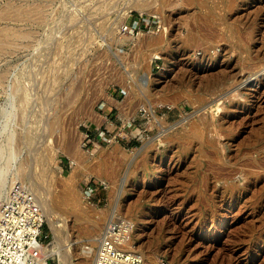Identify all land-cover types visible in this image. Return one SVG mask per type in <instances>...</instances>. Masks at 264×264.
Wrapping results in <instances>:
<instances>
[{"label": "rangeland", "instance_id": "1", "mask_svg": "<svg viewBox=\"0 0 264 264\" xmlns=\"http://www.w3.org/2000/svg\"><path fill=\"white\" fill-rule=\"evenodd\" d=\"M136 1L0 2V205L22 182L66 222L58 264H83L112 215L143 264H264V0ZM139 14L152 32L129 41Z\"/></svg>", "mask_w": 264, "mask_h": 264}, {"label": "built area", "instance_id": "2", "mask_svg": "<svg viewBox=\"0 0 264 264\" xmlns=\"http://www.w3.org/2000/svg\"><path fill=\"white\" fill-rule=\"evenodd\" d=\"M152 21L159 31L160 19ZM150 28L139 14L124 23L119 32L133 41L145 32H152ZM87 189L86 193L93 190L91 185ZM44 221L32 191L26 184L14 182L0 205V264H58V255L47 254L44 249L51 242L49 232L44 231ZM130 232L129 222L125 220L107 222L97 236L94 264H143V257L124 245L130 239Z\"/></svg>", "mask_w": 264, "mask_h": 264}, {"label": "bare ground", "instance_id": "3", "mask_svg": "<svg viewBox=\"0 0 264 264\" xmlns=\"http://www.w3.org/2000/svg\"><path fill=\"white\" fill-rule=\"evenodd\" d=\"M140 0H138V1H136L132 6H136V7H138V8H140V10L142 9V6L145 4V2L143 3V2H139ZM146 1H148V0H146ZM150 1H152V0H150ZM154 1H157V0H153L152 1V3H154ZM159 1V0H158ZM162 1V0H161ZM227 1V0H226ZM192 2V1H191ZM215 2V1H214ZM232 2V1H231ZM150 3V2H149ZM152 3H150V4H152ZM199 3V2H198ZM161 4H162V2H161ZM218 4V3H217ZM146 6V5H145ZM162 6V5H161ZM143 10V9H142ZM145 10V9H144ZM26 12V11H25ZM23 13V12H22ZM158 13V12H157ZM221 13V12H220ZM209 15H211V14H209ZM214 16V15H213ZM7 17V16H6ZM217 17V16H216ZM219 17V16H218ZM220 18V17H219ZM213 19H214V17H213ZM193 20V19H192ZM215 20V19H214ZM213 20V21H214ZM216 20H218V19H216ZM216 20H215V22H216ZM229 20V19H228ZM205 21V20H204ZM191 23V22H190ZM206 23V22H205ZM211 23V22H210ZM214 23V22H213ZM217 23V22H216ZM220 24H221V22H219ZM224 23V22H223ZM219 25V24H218ZM161 26H162V28L164 27L162 24H161ZM216 27V26H215ZM166 29V28H165ZM163 30L160 34H157V35H155V36H151V38L149 39V40H147V42H145V46H146V48L148 49V51H150V54H149V56H148V54H147V56L148 57H152V56H150L151 55V53H154L153 54V56L154 55H156L155 53H156V51H158V50H161V49H165L169 44H168V42H169V40H168V34H167V31L166 30ZM195 29V28H194ZM203 29V28H202ZM211 30V29H210ZM213 30V29H212ZM216 30V29H215ZM0 31H2V30H0ZM6 31V30H5ZM214 31V30H213ZM8 32V31H7ZM7 32L5 33V35H7ZM1 33V32H0ZM2 33H4V31L2 32ZM10 33V32H9ZM13 33V32H12ZM16 33V32H15ZM212 33V32H211ZM239 33V32H238ZM195 35V34H194ZM220 35V34H219ZM218 35V36H219ZM14 36V35H13ZM17 36V35H16ZM222 36V35H221ZM200 37V36H199ZM223 38V37H222ZM185 39V38H184ZM224 39V38H223ZM144 40V39H143ZM216 40V39H215ZM222 40V39H221ZM208 41V40H207ZM243 41H245V40H243ZM249 41V40H248ZM195 42V41H194ZM193 42V43H194ZM137 43H138V41H137ZM187 43V42H186ZM1 45V44H0ZM188 45V44H187ZM194 45V44H193ZM142 48V47H141ZM146 49V50H147ZM143 50V49H142ZM145 50V49H144ZM141 52V51H140ZM137 53V52H136ZM143 53V52H142ZM145 54V53H144ZM139 57V56H138ZM136 58V57H135ZM153 58V57H152ZM139 59V58H138ZM137 60V59H136ZM136 60H134V61H136ZM205 60V59H204ZM210 60V59H209ZM167 61V60H166ZM206 61V60H205ZM210 62V61H209ZM208 63V62H207ZM247 64V63H246ZM135 65V64H134ZM201 65V64H200ZM131 66H132V64H131ZM142 66H144V64L143 65H141V67ZM146 66V65H145ZM144 66V67H145ZM251 66V65H250ZM260 66V65H259ZM140 67V68H141ZM147 67H148V65H147ZM147 67H145L147 70L146 71H142L140 74H139V76H141L142 78H139V79H137V82H135V81H132L133 82V85L137 88V90L139 89V92H140V90H142V92L143 93H146L147 91H148V88H149V83H150V81H151V76H150V72H149V70H148V68ZM135 68H137V67H135ZM140 68H138V69H140ZM143 68V67H142ZM137 69V70H138ZM144 69V68H143ZM135 70V69H134ZM138 71H141V70H138ZM133 72V71H132ZM219 72V71H218ZM135 73V72H134ZM48 76V75H47ZM48 78V77H47ZM210 79V78H209ZM220 79H222V78H220ZM153 80V79H152ZM212 82V81H211ZM130 85V84H129ZM150 89V88H149ZM196 90V89H195ZM132 91V90H131ZM148 93V92H147ZM157 93V92H156ZM185 96V95H184ZM164 98V97H163ZM202 98V97H201ZM164 101V100H163ZM153 102V101H152ZM160 102V101H159ZM165 102V101H164ZM161 103H162V100H161ZM160 103V104H161ZM149 104V103H148ZM153 104H155V102L153 103ZM159 104V103H158ZM193 104V103H192ZM154 106V105H153ZM152 106H151V103H150V105H143V108H142V110L143 111H147V112H150V113H152ZM154 116V115H153ZM202 122V121H201ZM194 124V123H193ZM200 124H202V123H200ZM199 127V126H198ZM198 127H196V128H198ZM200 129V128H199ZM194 130V129H193ZM199 131V130H198ZM203 131V130H202ZM192 132L193 131H191V134H192ZM200 132H201V130H200ZM194 133V132H193ZM200 140V139H199ZM113 148V147H112ZM223 151V150H222ZM50 152V151H49ZM43 153V154H41V155H38V157H36L35 158V160L36 161H41V160H44L45 161V163L46 162H49V163H52V159H51V153ZM206 152V151H205ZM215 157V156H214ZM218 159V158H217ZM77 160V159H76ZM42 163V162H41ZM74 163H75V161H74ZM150 163V162H149ZM78 164V163H77ZM76 164V165H77ZM51 165V164H50ZM75 165V164H74ZM155 165V164H154ZM49 166V165H48ZM52 166V165H51ZM216 167V166H215ZM74 170H75V168H74ZM74 170H72L71 172H70V174L66 177V179H65V181H68L69 183H71V184H73V183H75L74 181H75V172H74ZM237 170V169H236ZM59 172V171H58ZM57 172V173H58ZM78 175H80V174H78ZM60 176V175H59ZM224 176V175H223ZM77 178V177H76ZM78 180V179H77ZM70 184V185H71ZM67 185H66V183H62L61 184V186H60V191H61V196L62 197H64V202L66 201V202H69V204L71 203V200L72 201H74V197H73V192L71 191V190H69V188L67 189V187H66ZM73 185H71V187H72ZM70 187V188H71ZM75 187V186H74ZM74 187L72 188V190L74 189ZM76 190V189H75ZM59 194H58V196H59ZM52 196V195H51ZM57 196V197H58ZM45 197V196H44ZM60 197V196H59ZM61 198V197H60ZM60 198H57V199H60ZM53 199V198H52ZM83 199V198H82ZM48 200H50V195H48V197H46V198H43V199H40V202H45V201H48ZM54 201L56 200V199H53ZM52 200V201H53ZM61 203H62V201H61V199L59 200ZM57 202V201H56ZM75 203V202H74ZM73 203V204H74ZM43 204V203H42ZM66 204V203H65ZM60 205H62V204H60ZM68 205V203L65 205V206H67ZM71 205V204H70ZM76 204H74L73 206H75ZM82 205H84V203L82 204ZM64 206V205H63ZM72 205H71V207H73ZM77 206V205H76ZM70 207V208H71ZM87 207V206H86ZM74 208V207H73ZM76 208V207H75ZM48 210V209H47ZM52 210V209H51ZM50 209H49V211H45L43 214L45 215V217L47 218V220H48V223H49V225H50V228H51V231H52V235H53V237H52V243H50V244H47V245H45L44 246V249H45V251L47 252V254H57L58 255V259L59 260H61V259H63L64 257H65V255L67 254V250L70 248L69 247V244H65V245H60L59 243L57 244V243H53V242H59L60 240L58 239V236L60 235H62V234H64L63 233V229H65V231L64 232H66L67 233V228H66V225L67 224H65L64 222H63V219L62 218H60L59 217V215H55V213L54 212H52ZM75 210V209H74ZM70 212H74L73 211V209H72V211H70ZM116 211H114V213H115ZM74 213H77L78 214V212H76V210H75V212ZM82 213V212H81ZM75 215V217H79V215ZM82 215V214H81ZM83 216V215H82ZM114 215H112V216H110V218H111V220H115V216L113 217ZM108 222H109V219H108ZM127 222H128V219H127ZM137 227V226H136ZM133 225H132V223H129V230L130 231H133ZM137 229V228H136ZM138 230V229H137ZM67 235V234H66ZM66 235L64 236V239H65V237H66ZM67 238V237H66ZM97 242V243H96ZM92 243V246L93 245H95L94 247H92V246H88V247H84V249H87V250H84L83 252L85 253V254H87V255H85V257H86V259H84V262H83V264H94V259H95V255H96V246H97V244H98V241H93V242H91ZM124 245H125V247H126V249L127 250H130V251H133V252H137V253H139L141 256H145L144 254H143V252L139 249V248H137L134 244H133V242L131 241V239H129L128 241H126L125 243H124ZM148 261V260H147ZM148 264V263H147ZM151 264V263H150Z\"/></svg>", "mask_w": 264, "mask_h": 264}]
</instances>
